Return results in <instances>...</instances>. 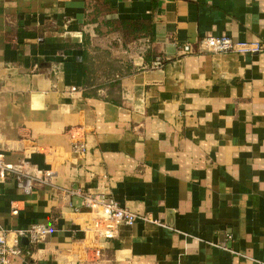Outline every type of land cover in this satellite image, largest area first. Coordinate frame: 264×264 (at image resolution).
Segmentation results:
<instances>
[{
    "label": "crops",
    "instance_id": "obj_1",
    "mask_svg": "<svg viewBox=\"0 0 264 264\" xmlns=\"http://www.w3.org/2000/svg\"><path fill=\"white\" fill-rule=\"evenodd\" d=\"M208 35L264 41V0H0V153L54 173L0 181L13 264H264V52ZM71 187L159 224L100 236Z\"/></svg>",
    "mask_w": 264,
    "mask_h": 264
},
{
    "label": "built area",
    "instance_id": "obj_2",
    "mask_svg": "<svg viewBox=\"0 0 264 264\" xmlns=\"http://www.w3.org/2000/svg\"><path fill=\"white\" fill-rule=\"evenodd\" d=\"M202 47L210 53H255L264 52V41L255 43L243 40H236L227 35L204 36L200 40ZM193 52L191 43H184L180 46L182 55ZM158 61V60H157ZM75 150H84L82 142L73 145ZM24 162L18 164L8 163L0 153V181H4L8 175L19 179L22 189L29 193L34 188L52 184L54 173L48 169L34 168L27 169ZM70 198V206L74 212L87 211L92 214V222L96 226L98 235L112 238L118 234L121 225L131 226L139 220L159 224L150 213L139 214L124 206L107 192H91L82 187H71L65 189ZM50 231V228L40 224H32L27 230L17 232L19 236H27L32 244L39 242L41 236ZM9 231L0 223V264H13L16 257L22 256V248L17 242L9 243Z\"/></svg>",
    "mask_w": 264,
    "mask_h": 264
},
{
    "label": "trees",
    "instance_id": "obj_3",
    "mask_svg": "<svg viewBox=\"0 0 264 264\" xmlns=\"http://www.w3.org/2000/svg\"><path fill=\"white\" fill-rule=\"evenodd\" d=\"M141 28V27H140Z\"/></svg>",
    "mask_w": 264,
    "mask_h": 264
}]
</instances>
